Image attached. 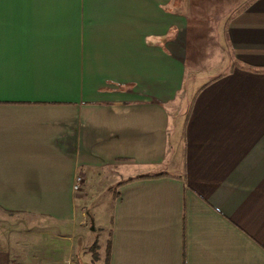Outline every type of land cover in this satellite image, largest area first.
<instances>
[{
    "label": "crops",
    "instance_id": "crops-1",
    "mask_svg": "<svg viewBox=\"0 0 264 264\" xmlns=\"http://www.w3.org/2000/svg\"><path fill=\"white\" fill-rule=\"evenodd\" d=\"M99 196L92 264H264V0H0V264Z\"/></svg>",
    "mask_w": 264,
    "mask_h": 264
},
{
    "label": "rangeland",
    "instance_id": "rangeland-1",
    "mask_svg": "<svg viewBox=\"0 0 264 264\" xmlns=\"http://www.w3.org/2000/svg\"><path fill=\"white\" fill-rule=\"evenodd\" d=\"M206 80V78H199L195 85L199 86ZM104 201V196H99L95 201H90L88 212L91 214L92 221L87 219L86 228H79L73 233L77 242V250L88 252L80 255L79 264H92L91 260H93L94 254L104 255L110 220V207L105 206Z\"/></svg>",
    "mask_w": 264,
    "mask_h": 264
},
{
    "label": "trees",
    "instance_id": "trees-1",
    "mask_svg": "<svg viewBox=\"0 0 264 264\" xmlns=\"http://www.w3.org/2000/svg\"><path fill=\"white\" fill-rule=\"evenodd\" d=\"M160 176H163V174L155 175V176H152V177H160ZM141 178H148V177H141ZM109 256H110V240H108V243H107L106 264H109ZM98 258H99L98 255L97 254H94V257H93L94 261H97Z\"/></svg>",
    "mask_w": 264,
    "mask_h": 264
},
{
    "label": "built area",
    "instance_id": "built-area-1",
    "mask_svg": "<svg viewBox=\"0 0 264 264\" xmlns=\"http://www.w3.org/2000/svg\"><path fill=\"white\" fill-rule=\"evenodd\" d=\"M83 184V179L81 176H77L73 185V189L75 192H78L81 190Z\"/></svg>",
    "mask_w": 264,
    "mask_h": 264
}]
</instances>
